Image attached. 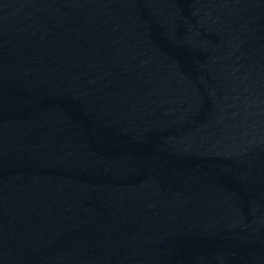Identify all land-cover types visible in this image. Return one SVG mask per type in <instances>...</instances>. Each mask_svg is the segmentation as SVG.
<instances>
[{"label": "water", "instance_id": "1", "mask_svg": "<svg viewBox=\"0 0 264 264\" xmlns=\"http://www.w3.org/2000/svg\"><path fill=\"white\" fill-rule=\"evenodd\" d=\"M0 264H264V0H0Z\"/></svg>", "mask_w": 264, "mask_h": 264}]
</instances>
